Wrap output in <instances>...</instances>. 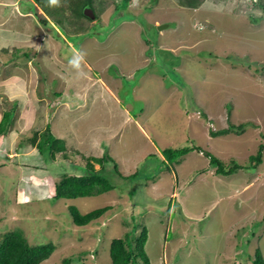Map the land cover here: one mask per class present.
<instances>
[{
  "label": "rangeland",
  "instance_id": "374dc122",
  "mask_svg": "<svg viewBox=\"0 0 264 264\" xmlns=\"http://www.w3.org/2000/svg\"><path fill=\"white\" fill-rule=\"evenodd\" d=\"M71 1L0 0V121L11 113L0 127V235L52 243L40 264H113L111 239L134 245L144 227L149 264H253L257 249L264 259V147L261 163L251 157L264 146V0H130L124 10L94 0L92 19ZM229 122L252 125L208 134ZM47 126L68 161L39 152ZM104 153L136 175H114L98 196L53 198L69 162L79 169L83 155ZM71 205L111 208L77 226Z\"/></svg>",
  "mask_w": 264,
  "mask_h": 264
},
{
  "label": "trees",
  "instance_id": "16d2710c",
  "mask_svg": "<svg viewBox=\"0 0 264 264\" xmlns=\"http://www.w3.org/2000/svg\"><path fill=\"white\" fill-rule=\"evenodd\" d=\"M32 1L37 2L39 5L44 7V3L47 0ZM178 1L181 7H188L191 9H196L200 7L202 2V0ZM150 2L154 4L156 0H150ZM93 3L94 0H72L70 3V7L72 9L71 12H73L76 17H86L87 19H92L91 17L86 15V11L92 10V12L94 13ZM255 3L256 2H252V5L260 4ZM128 5H130V0H118L116 2L115 8L117 10H124L128 7ZM29 6H31V10L35 9L33 7V4H29ZM44 10L46 9L44 8ZM50 13L53 14L54 10ZM242 13L247 14V11L245 12L242 10ZM248 16H251V14H249ZM125 18L131 19L132 16H128ZM56 21L58 25L61 26L62 21L60 19H57ZM148 42L150 43L149 40ZM164 51H167L169 55H173L170 50L165 49ZM229 57L230 56L226 58L228 59ZM249 63L248 61L246 62V64ZM10 115V111H4L0 121V127L3 125L4 122H6ZM202 115L205 116L204 118L206 122L211 121L213 124L214 118H210L204 111H202ZM249 125L252 124L250 122H245L239 125H235V123L229 122L228 126L225 128L218 129L215 131L209 130V134L213 137H216L217 135H224L229 132L240 134L244 133ZM43 131L44 132L40 134V138L37 141V148L39 152L43 154V152L45 151L51 160L55 158L57 153H62L63 160L68 161V155L66 153L67 147L64 146V141L55 138L53 133L50 131L49 126H47V128ZM263 147L264 146H262L261 144L260 149L257 151V153L251 156L257 164L261 163L262 161L261 155L263 152ZM189 149L190 148L187 147L179 149L178 153L186 154L189 152ZM165 150V152H168L170 154L171 152H173V150L171 149ZM83 159L85 163L79 165V169H75L72 162H69V164H67L66 167L63 169L55 185V194L53 195V198L55 200L98 196L114 188V184H112V178L114 175L120 174L123 179H127L128 177L136 175V173H133L130 174V176H123L117 167L116 161H114L115 159L113 160V158L106 153H104L101 157H88L83 155ZM215 160H217L215 159V157H211V165H215ZM91 161L98 163L100 165L99 169H95ZM160 164L164 166L163 162H161ZM237 167L238 165L234 168L231 167L227 170L220 169L219 171L224 174H231V172H233L234 169ZM66 170H69V172H67ZM110 208L111 206L107 205L104 207H99L84 214H82L74 205H71L69 209L73 224L77 226H84L86 224H89L91 221L97 220L102 217ZM146 240L147 229L145 227L142 229L141 234L134 240V245L133 241L129 238L128 234L124 237L111 239L109 245V254L112 263L137 264V258L140 257L144 264H149L148 258L144 251V245ZM54 249L55 246L52 243L44 245L30 244L20 232L14 230L8 231L0 235V264H40L43 260L47 259L51 255ZM68 261H70L69 258L65 259L63 261V264H68ZM252 262L253 264H264V259L259 249L256 250V255Z\"/></svg>",
  "mask_w": 264,
  "mask_h": 264
},
{
  "label": "crops",
  "instance_id": "0c3cea01",
  "mask_svg": "<svg viewBox=\"0 0 264 264\" xmlns=\"http://www.w3.org/2000/svg\"><path fill=\"white\" fill-rule=\"evenodd\" d=\"M180 112H181V109L180 108H177ZM205 112H207V114L209 115V117L211 118L212 117V111H205ZM189 114H187V115H185V113H184V111L182 110V112L178 115V117H180L179 119H178V121L179 122H183V123H189L190 121H191V116H188ZM191 115V114H190ZM186 116V117H185ZM194 119H197L196 118V115L194 114ZM193 121V120H192ZM196 121H194V123H195ZM194 123L193 122H191L190 124H192V125H194ZM198 125V124H197ZM197 125H195L194 127H197ZM197 129H199L198 127H197ZM154 147V145H153V143L151 142V148H153ZM155 151H156V149H155ZM155 151L153 152V153H155ZM152 152V151H151ZM148 153L145 157H147V156H149V155H151V154H153V153ZM124 164V168L122 169V172L123 173H121L122 175H124V176H128V175H130V174H133V173H131V171H130V163L128 164V163H123ZM150 186L152 187V188H154L153 187V185L152 184H150ZM174 194V193H173Z\"/></svg>",
  "mask_w": 264,
  "mask_h": 264
},
{
  "label": "clouds",
  "instance_id": "9594fccd",
  "mask_svg": "<svg viewBox=\"0 0 264 264\" xmlns=\"http://www.w3.org/2000/svg\"><path fill=\"white\" fill-rule=\"evenodd\" d=\"M254 2H256V1H254ZM49 4H50V6H59V0H49ZM83 59V57L82 56H80V55H77V56H75L74 58H73V60L72 61H70V63L74 66V67H77V68H79V65H80V61ZM196 115H198V117L200 118L201 117V115H202V112H200L199 110H197L196 111ZM211 121H207V123L209 124V125H212V123H210ZM208 134H209V130H208ZM200 153L201 154H205V152L204 151H200ZM146 243V242H145ZM145 246V245H144Z\"/></svg>",
  "mask_w": 264,
  "mask_h": 264
},
{
  "label": "water",
  "instance_id": "95a60500",
  "mask_svg": "<svg viewBox=\"0 0 264 264\" xmlns=\"http://www.w3.org/2000/svg\"><path fill=\"white\" fill-rule=\"evenodd\" d=\"M160 28H161V26H160ZM160 28H159V29H160Z\"/></svg>",
  "mask_w": 264,
  "mask_h": 264
}]
</instances>
